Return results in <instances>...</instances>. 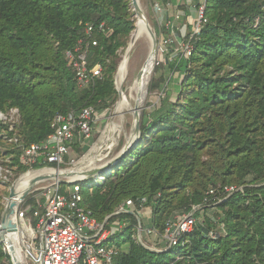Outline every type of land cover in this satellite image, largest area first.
Segmentation results:
<instances>
[{
    "label": "trees",
    "instance_id": "1",
    "mask_svg": "<svg viewBox=\"0 0 264 264\" xmlns=\"http://www.w3.org/2000/svg\"><path fill=\"white\" fill-rule=\"evenodd\" d=\"M205 15L192 58L180 54L167 64L180 73L177 97L142 114L139 144L105 181L83 184V206L103 221L125 201L146 198L150 226L160 233L175 214L194 207H202L196 217L203 212L206 225L196 226L186 246L155 253L134 240L136 217L120 216L128 227L112 241L120 249L115 264H264V0H208ZM132 18L130 0H0V112L20 113L12 132L0 121V146L11 148L12 167L29 170L23 148L50 135L56 114L91 106L100 112L117 101L118 52L135 29ZM187 19L193 32L196 17ZM87 24L98 42L89 66H101L103 79L79 89L65 53L88 41ZM230 186L243 191L213 207L226 230L214 240L208 232L216 223L204 201L211 191L224 198ZM27 203L34 201L23 208ZM6 258L0 244V264Z\"/></svg>",
    "mask_w": 264,
    "mask_h": 264
},
{
    "label": "built area",
    "instance_id": "2",
    "mask_svg": "<svg viewBox=\"0 0 264 264\" xmlns=\"http://www.w3.org/2000/svg\"><path fill=\"white\" fill-rule=\"evenodd\" d=\"M196 1H184L185 6L195 12L197 23L193 32H189L186 27L182 29V32H178L175 24L182 21V15L177 11L174 22L169 21L166 25L170 38L162 39L159 44L160 47V45L174 41L178 42L185 60L192 58L195 41L207 23L205 11L208 0H201L199 3ZM156 7L162 12L164 8L172 7V3L157 4ZM94 30V26L87 24L85 35L88 41H80L74 49L65 53L68 67L75 75L79 89L95 87L103 79L102 67L98 65L90 68L88 61L91 46L98 45V42L93 39ZM99 31L105 33L104 25L99 27ZM19 120L20 113L17 109L11 110L7 115L0 112V121L10 123L11 132L14 131L15 124ZM97 122L98 111L93 106L79 112L56 114L51 121L50 135L41 142L23 148L21 162L29 170H34L35 166H38V168H56L77 172L91 171L83 160L76 159L74 154L77 147L82 150L89 146ZM8 141L19 145L16 137ZM3 171L6 172L0 165V175ZM111 173L112 171H105L90 177L66 178L65 183L55 182L33 191L32 193H37L34 196V203L23 208L24 203L19 208L16 217L19 228L18 242H12V244L17 251L18 258L14 257L10 246L0 239V244L4 246L7 255L6 260L1 264H115L120 249L112 241L128 227V220L119 218L123 215L136 217L138 224L134 240L150 251L167 253L179 246L184 247L189 244L186 237L198 225L196 213L202 207H194L192 212L175 214L167 221L164 233L150 226L153 219L152 209L147 206L146 198L129 199L118 206L114 213L106 216L103 221H99L91 210L83 206V184L86 183L93 187L105 181ZM62 187H65V192H62ZM239 191L243 190L233 186L225 187L224 198L215 197V191H211L204 201V207H216ZM210 200L213 202L212 205H209ZM143 214L149 224L146 229L143 225ZM214 222L216 228L208 232V237L217 240L226 235V230L223 224L218 223L217 220ZM145 235L151 240V244L145 240ZM153 236H157L159 240L155 242L152 240Z\"/></svg>",
    "mask_w": 264,
    "mask_h": 264
},
{
    "label": "rangeland",
    "instance_id": "3",
    "mask_svg": "<svg viewBox=\"0 0 264 264\" xmlns=\"http://www.w3.org/2000/svg\"><path fill=\"white\" fill-rule=\"evenodd\" d=\"M162 1L163 0H142V6L146 11V15L148 17L150 25L152 26L158 38L157 57H158V53H160V56H161L158 63L155 64V70H154V73L151 77V81L148 86V93H147L144 108L142 110V114L144 112L151 113L153 110L160 107V104L164 99L168 98L169 96H172L173 98L177 97V94H178L177 87L179 85L180 73L176 72L172 74L169 72L168 68L166 67L169 61L173 62L176 59V57L181 54L180 45L178 42L174 41L172 43H168L163 46L160 45L159 47V44H161L162 39L170 38V34H168V32L166 33V25L168 24L169 21L174 22L176 7L172 6L170 8H164L163 11L160 12L158 11L156 5L157 4L162 5L163 4ZM200 1L201 0H197L196 3H199ZM131 4L132 3L130 0V5ZM131 6H130V11L134 15V12ZM188 11H191V10H188ZM132 20L136 21L135 15H134V18H132ZM180 23L175 24L176 28L177 26H179ZM181 24L183 25V23ZM135 28H136V22H135ZM176 28L175 30H177ZM161 35H162V38H161ZM131 36L132 34L129 36V38L124 39L123 41L124 47L121 48L118 52L119 66L122 61V55L128 49L129 43L131 41ZM142 47L137 49L132 57V63L130 65L131 69L129 72L127 82L124 85V90L126 91L127 94L129 93L130 91L129 88H131V86L133 85L138 75V72H140L145 62V59L147 58V53H148L149 48H147V52H145L142 50ZM158 68L160 69L159 71H157ZM118 70H119V67H118ZM117 75L118 74H116L114 77V84H115L116 90L119 89L118 83H117ZM156 85H158V87ZM118 102H119V94H118L117 101L109 109H105L104 111L98 112V122L94 128V136H93L92 141L89 144V149L85 151L81 150L80 152L75 151L74 157L80 161L83 160L84 161L83 163L86 164L87 166L95 165L96 168L105 166L106 164L114 160L126 146L127 138L124 136L123 132L121 131L119 127L113 126L115 129L110 133V127L113 122V115H114ZM142 114H141V118H142ZM133 125H134L133 118H130L125 127L126 134H130L132 132ZM0 149L2 150L3 155H6V152L11 151V148L6 145H3V146L1 145ZM12 157L13 156H8V155H6L4 158L3 156L0 157V165L6 170L5 173L3 171V174L0 175V215L2 217L4 214L5 208L7 206V203H8L11 188L13 187V185L18 183L19 180H21L23 177L26 176V172H21L17 169V167L11 166ZM39 172L41 171L35 172L34 170H32L30 174H35ZM62 180H65V179L62 178ZM51 184H53V182L51 181L40 183L39 185L34 187L33 191L40 189V188H44ZM32 192L26 198V200L20 205V207H22V205L26 201H29L30 199L34 200V196L37 193H32ZM27 205L30 206L31 204L29 205L27 203ZM216 211L217 210L215 208L211 207V208H207V211L205 213H207V215H209L210 217L214 219ZM144 215L145 214H143L142 219H143L144 228L146 229L149 226V224L147 223L148 221L146 220ZM197 219H198L197 221L199 225H203V226L206 225L204 223L206 218L204 217L203 212L200 215V217H198ZM144 237L148 243L151 241L150 239L147 238L146 235ZM152 240L157 242L159 238L157 236H153Z\"/></svg>",
    "mask_w": 264,
    "mask_h": 264
},
{
    "label": "bare ground",
    "instance_id": "4",
    "mask_svg": "<svg viewBox=\"0 0 264 264\" xmlns=\"http://www.w3.org/2000/svg\"><path fill=\"white\" fill-rule=\"evenodd\" d=\"M131 3L132 6L131 5L130 6L133 9L136 20V29L132 33V40L129 43L128 49L122 55V62L120 64L117 73L119 102L116 106L113 115V122L110 127V133L115 129L114 127H119L121 129L124 136L127 138L126 146H128L130 142L135 140V134L133 133L134 132L133 130L130 134H126L125 132L126 124L128 123L130 118H133V122L135 121V114L138 111H140V114H142V109L144 108L148 93V86L155 70L157 50H158V48H155L152 40V34L156 35V33L154 32L152 26L150 25L145 9L142 8L140 12L136 10V5L140 6L142 4V0H131ZM141 47L142 50L145 52H147V48H149L147 53V58L145 59V62L140 72H138V75L133 85L131 86V88H129L130 89L129 93L127 94L126 91L124 90V85L126 84L129 76L132 57L135 51ZM87 168L92 170L93 168H95V165L87 166ZM105 171H111V170L106 169ZM62 175H63L62 173L55 171H42L35 174H29L23 177L21 180H19V182L16 184V197L21 198L22 196L29 194L30 192L33 191L34 187L39 185L40 183H45L50 181L53 183L58 182V180H62ZM80 177H84V176L76 175L71 178L76 179ZM37 179H42V180L37 182ZM15 225L17 228V232L10 234V236L9 235L6 236L7 240H10L13 243L18 242V234H19L17 221L15 222Z\"/></svg>",
    "mask_w": 264,
    "mask_h": 264
},
{
    "label": "water",
    "instance_id": "5",
    "mask_svg": "<svg viewBox=\"0 0 264 264\" xmlns=\"http://www.w3.org/2000/svg\"><path fill=\"white\" fill-rule=\"evenodd\" d=\"M142 8H143L142 4L140 6L136 5V10L138 12H140ZM131 40H132V36H131ZM152 40H153V44H154L155 48H158L157 36L152 34ZM118 94H119V90H118ZM133 131H134L133 133L135 134V140L130 142L128 144V146H126L114 160H112L111 162H109L108 164H106L103 167H100V168H97V169H94L91 171H87V172L86 171H80V172L68 171L65 169L58 170L56 168H40V169H34V171L35 172L43 171V170L55 171V172L62 173L63 174L62 178L66 179V178H71V177L76 176V175H80V176L82 175L85 177H90V176H94L98 173L105 172L106 169L112 170L115 166L119 165V163L122 162L127 157V155L139 144V142L141 140L142 133H141V114H140V111H138L135 114ZM31 171L32 170H28L26 172V176L29 175L31 173ZM59 178H61V177H59ZM40 180H42V179H37V182ZM58 182L60 184H62V183H65L66 181L65 180H58ZM16 184L13 185V187L10 190V196L8 199V203H7V206L5 208V211H4V214L2 217V221H1V225H0V239H1V241L6 242L10 246L14 257L17 259L18 258L17 251L15 250L12 242L10 240H7L6 236L7 235L10 236V234L17 232L15 222L17 219L16 217H17L19 207L26 200V198L31 194V192L29 194H26L25 196H22L21 198H17L16 197Z\"/></svg>",
    "mask_w": 264,
    "mask_h": 264
},
{
    "label": "crops",
    "instance_id": "6",
    "mask_svg": "<svg viewBox=\"0 0 264 264\" xmlns=\"http://www.w3.org/2000/svg\"><path fill=\"white\" fill-rule=\"evenodd\" d=\"M185 0H171L172 6L176 7V11L175 14L177 13V11H179L182 15V21L181 23H183V25L180 23L178 27V32L181 31L182 29H184L186 27V29L188 28V19L187 17L189 16H194L195 14H193L191 11H188L189 9L185 6ZM176 3V4H175ZM164 4V3H163Z\"/></svg>",
    "mask_w": 264,
    "mask_h": 264
}]
</instances>
